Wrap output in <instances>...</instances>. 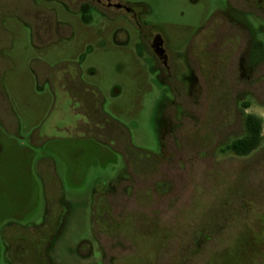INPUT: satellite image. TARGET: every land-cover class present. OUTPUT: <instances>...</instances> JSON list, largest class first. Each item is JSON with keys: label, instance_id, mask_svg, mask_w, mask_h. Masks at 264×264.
<instances>
[{"label": "rangeland", "instance_id": "obj_1", "mask_svg": "<svg viewBox=\"0 0 264 264\" xmlns=\"http://www.w3.org/2000/svg\"><path fill=\"white\" fill-rule=\"evenodd\" d=\"M121 1L145 5V33L179 63H201L191 95L174 85L183 112L159 160L144 161L158 101L176 98L134 27L63 0H0V264H264V139L247 157L225 150L244 113L264 136V0L231 1L250 30L222 15L230 0ZM210 39L225 63L206 61ZM127 147L131 180L103 192Z\"/></svg>", "mask_w": 264, "mask_h": 264}, {"label": "flooded vegetation", "instance_id": "obj_2", "mask_svg": "<svg viewBox=\"0 0 264 264\" xmlns=\"http://www.w3.org/2000/svg\"><path fill=\"white\" fill-rule=\"evenodd\" d=\"M66 8H75L79 13H82L85 15V17H88L89 20H91V14L94 13L108 21H115L117 19H124L127 21L131 26L134 27V29L137 31L138 39H137V52L140 53L142 57L145 58L147 62L150 63L151 70L156 74L157 79L164 85L169 86L168 90L174 95L176 98V101L173 103H170L165 97L162 100L158 101V109H157V122L160 124V128L158 130V151L157 153L151 154L153 158L147 157V160L144 161H152V160H159L162 158L166 153L167 143L166 140L169 136H171L175 131L177 127L178 121H180V116L182 114V107L180 105V102L177 100L178 92L180 90L179 87H175L174 85H181L188 94H192L193 90L196 89V85L198 82V73H201V63H198L199 66L195 67L194 64H192L191 59L196 57L195 54L187 53L185 59L179 63V61L176 58V55L172 53L169 46L167 45L165 39L160 35L159 33H154L152 31L145 33V27L141 20V9H145V5L142 3H128L121 0H63ZM230 0V8L229 12H225L222 15L225 16L231 23V26L237 30H240L241 28H248L251 29L250 25L244 23V21L241 19V16L246 15L245 12L241 9H238L234 7V5ZM147 8V7H146ZM52 19V17H51ZM250 26V27H249ZM59 30V29H58ZM57 28L53 29V32L58 31ZM51 36V35H50ZM237 40L236 42H238ZM239 46V42H238ZM215 47L213 45V40L210 39L208 43L204 45V52L206 61L209 59L217 60L222 59L221 61L225 63L226 56H224L223 48L225 47V43L221 46V56H218L216 54H213L211 51L210 53H207V49H212ZM249 54L255 53L254 51L259 48L258 45L255 44V41L250 43L249 45ZM257 59H254L252 56L250 58V63L255 64ZM244 54H241L240 57V63H241V69L243 73H245L246 68L244 67ZM179 78V80H178ZM171 107L174 111V117L172 118L167 114L168 108ZM249 108V107H248ZM247 108V109H248ZM246 109V110H247ZM91 116V114H88ZM121 140H118L117 144L121 143ZM124 144H127L126 141H122ZM128 147L126 151H119L118 153L122 156V158L125 161V170L124 174L119 175L115 179L109 181L107 184L104 183V185H101L104 189L103 192L106 191V189H109L114 183L122 184L126 181H130L131 174L129 173V168L127 166L126 160L132 161L134 159L137 160L136 157H134L133 153L128 151ZM150 156V155H149ZM150 168H147L148 171ZM101 186H97L101 188ZM160 187H163V183L159 185ZM97 188L94 190L93 197L97 192ZM129 190V189H127ZM61 213L60 216L55 217L54 221L55 223L59 220V224L57 227V232L59 233L64 225V218L62 216V205L59 208ZM58 210V208L56 209ZM56 215V214H55ZM51 218V217H50ZM59 230V231H58ZM54 237V236H53ZM96 241V239L94 238Z\"/></svg>", "mask_w": 264, "mask_h": 264}, {"label": "trees", "instance_id": "obj_3", "mask_svg": "<svg viewBox=\"0 0 264 264\" xmlns=\"http://www.w3.org/2000/svg\"><path fill=\"white\" fill-rule=\"evenodd\" d=\"M248 107V104L244 105L245 110ZM243 126L244 135L229 143L225 150L240 157H247L256 151L263 142V121L253 114L244 113Z\"/></svg>", "mask_w": 264, "mask_h": 264}]
</instances>
